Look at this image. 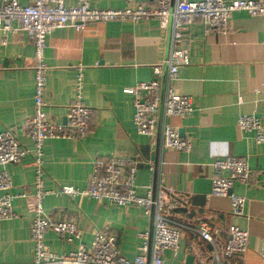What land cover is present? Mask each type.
<instances>
[{
    "label": "crops",
    "instance_id": "1",
    "mask_svg": "<svg viewBox=\"0 0 264 264\" xmlns=\"http://www.w3.org/2000/svg\"><path fill=\"white\" fill-rule=\"evenodd\" d=\"M19 2L27 6L32 0ZM134 4L154 5L153 0H93V6L101 9ZM4 39L7 46L2 45ZM169 39L156 20L90 24L83 32L63 28L49 36L45 59L51 118L66 120L76 99L79 67L84 71L83 103L93 115L86 138L46 141L45 188L84 189L96 160H134L138 195L146 196L150 188L169 192L174 208L165 215L183 232L179 251L166 252V264H186L189 255L195 257L194 264H214L215 248L196 232L202 223L221 230L215 236L220 253L230 226L249 232L246 254L224 259L223 264H264L260 256L264 248V144H257L252 134L238 126L244 116H256L264 125V16L238 11L232 15L227 35L206 33L201 23L185 34L183 47L189 50L190 64L180 68L173 87L193 99L196 111L166 123L193 140L189 153L163 147L161 128L156 141L139 134L133 122V97L126 93L139 83L157 79L154 69L166 58ZM34 51L25 32L6 35L0 31V133L15 131L30 150L33 143L22 136L21 126L34 112ZM160 79L166 86V74ZM228 156L247 158L252 171L249 185L235 182L232 191L247 199L244 216L233 215L229 199L211 195L213 163ZM7 169L14 193L34 192L32 154ZM44 207L57 218L76 220L86 246L91 245L96 230L109 225L117 234L121 253L130 260L144 242L141 234L151 235L153 230V219L142 208L119 207L106 200L49 195ZM14 212L16 219L0 220V264H32L33 200L17 199ZM46 245L57 254L73 249L52 231L46 235Z\"/></svg>",
    "mask_w": 264,
    "mask_h": 264
},
{
    "label": "built area",
    "instance_id": "2",
    "mask_svg": "<svg viewBox=\"0 0 264 264\" xmlns=\"http://www.w3.org/2000/svg\"><path fill=\"white\" fill-rule=\"evenodd\" d=\"M32 0L23 6L19 0H1L0 31L4 34L25 32L34 45L35 94L33 115L26 118L21 126L22 136L33 143L28 149L13 130L0 133V220H13L17 199L33 200L31 224L34 244L32 264H166V252L177 253L183 238L178 224L165 215L174 208L168 200L169 192L162 189L157 193L152 188L146 196L137 193V162L111 158L96 160L92 174L84 189L63 186L56 191L45 188V143L48 140H80L89 135L93 110L83 103L84 71L77 68L75 101L68 108L66 120L51 118L46 99L47 75L45 59L48 38L56 30L74 28L83 32L90 24H105L114 21L139 23L156 20L160 28L170 34L168 54L155 69L157 79L137 84L126 90L133 97V122L139 134L156 141L161 128L163 147L180 152H191L193 140L182 137L179 131L166 123L170 118H186L195 111L190 96L178 94L173 83L178 79L179 70L190 64L189 50L183 47L189 28L201 23L206 33L216 32L227 35L231 32V18L235 12L244 11L253 17L264 16V0H153V6L134 4L122 9H101L93 6V0ZM14 23L18 26L14 27ZM4 39L2 45L7 46ZM264 48V40L262 41ZM2 66L0 64V71ZM166 74V86L161 77ZM238 126L242 132L252 134L257 144H264V125L256 116H244ZM33 155L35 169L34 192L14 193L10 165L21 164ZM214 179L212 196L230 200L235 216H244L247 199L233 194L235 182L249 185L252 171L247 158L228 156L213 163ZM84 196L97 201L106 200L119 207L142 208L153 219L152 234H141L144 240L133 259L126 258L120 250L116 232L109 226L96 230L90 246L82 242V231L74 219H60L46 212L44 202L47 196ZM49 231L57 234L72 246L65 254L48 250L46 235ZM196 232L212 244L214 264H223L224 259L237 255L244 256L249 247V232L238 226L227 229V240L222 253L216 249L215 236L221 230L202 223ZM264 261V248L260 252Z\"/></svg>",
    "mask_w": 264,
    "mask_h": 264
},
{
    "label": "water",
    "instance_id": "3",
    "mask_svg": "<svg viewBox=\"0 0 264 264\" xmlns=\"http://www.w3.org/2000/svg\"><path fill=\"white\" fill-rule=\"evenodd\" d=\"M164 85V84H163ZM155 158V157H154ZM194 261H195V257L193 255H189L187 257V261H186V264H194Z\"/></svg>",
    "mask_w": 264,
    "mask_h": 264
}]
</instances>
